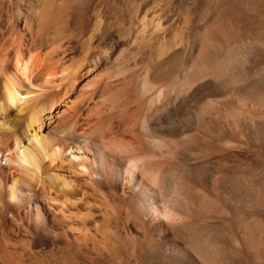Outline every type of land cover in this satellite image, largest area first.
Returning <instances> with one entry per match:
<instances>
[{
  "label": "bare ground",
  "instance_id": "bare-ground-1",
  "mask_svg": "<svg viewBox=\"0 0 264 264\" xmlns=\"http://www.w3.org/2000/svg\"><path fill=\"white\" fill-rule=\"evenodd\" d=\"M15 1L18 4L20 0ZM28 1L30 11L22 21L23 24H21L24 32H21L18 28V23H20L18 21L23 17L19 9L14 14L12 13L16 21L3 19L1 14L3 9H0V225L6 222H11L15 224L14 226L17 225L20 233H22L21 235L25 237V246L30 248L33 244V228L36 226L34 222L37 221L38 223L37 216L40 209L44 211L49 208L56 220V223L52 221L46 224L40 220L41 225H44L42 229L39 228L43 230V232H39L40 236L51 244L52 239H54L53 234L56 239L65 242V240L70 239L67 234L71 224L76 225V229L87 236L88 225L86 226V223L95 214V207L100 203H104L103 206H108L110 199L119 195L121 185L125 184L123 182L124 164H127V168L128 166L131 167L129 164H132L133 161L129 160L130 163L128 164V159L131 156L133 157L135 153H131L132 155L128 153L130 157L128 158V155L125 159L124 156H120L124 159H120L124 163L118 161L114 167L109 166V169L106 168L107 170L104 171L106 166L103 168L104 165L101 162L103 163L106 158L103 161L101 155L103 156L105 151L110 154L114 150L113 146L111 144L107 145V142L101 137L104 124L108 120L112 122L110 133L118 135V128L124 121L129 119L134 121L138 118V122H134L139 124L142 130L140 136L143 135L146 150L149 153L157 150L164 156L171 148H175L178 151L177 154L191 164L195 163L197 152L205 151L210 156L214 155L217 140L227 137L233 138V123L215 117L220 113L217 112L218 108L226 109L227 106L229 107L226 103L225 107L223 106L224 101L228 102L229 100H223L222 97L223 94L225 96L231 85L228 89L225 85L221 89L222 85L218 88L216 85V87L211 86L212 83L210 85L205 84L198 91V103L200 102L203 105L202 109L206 110L205 115L188 122L170 120L165 111L168 100H171L168 91L170 80L168 75L170 73L167 72L168 69L165 65L160 66L159 64L146 62L143 76H138L136 72L128 75V77L124 74L126 78L123 79V83L118 81L121 82L120 84L117 83L116 79L113 80L115 76H112L104 85H95L84 73L65 66L66 56L63 48L72 45L73 42H70V39L67 42L65 41L68 37L65 33V26L55 22L57 8L54 5V0ZM41 1H43V9L41 10L43 12L41 13H44L42 17L46 19L44 18L36 24ZM10 7L13 8L12 5ZM211 35L216 42L219 40L217 32L212 31ZM56 43L60 45L57 46L60 50H56ZM221 44L223 45L222 41ZM176 62L178 61L176 60ZM173 64L176 65L174 62ZM239 69L238 67L235 70L234 67L237 72ZM198 71L190 76L196 78L200 74ZM235 71L233 74H235ZM211 73L213 75L215 72ZM246 73L247 71L242 70L239 77L245 79ZM201 75L203 76V73ZM197 79L200 80L198 77ZM194 81L196 80L194 79ZM186 87L189 88L190 85ZM260 92L252 90L247 92L244 89H239L236 95L244 109L253 107L252 113L256 114L254 112L255 106H259L264 98V95ZM74 95L78 96L74 97ZM242 105H239V107ZM244 109H242V112ZM237 112L239 113V111ZM261 112L263 113V111ZM249 113L251 115V110ZM260 117L256 119L260 120ZM235 123L242 127L243 131L246 132L245 135L248 134L255 143L256 138L259 137L257 136L259 132L256 135L252 133L247 124L243 125L242 122L237 121ZM256 123H260V121L257 122L256 120ZM249 124L252 126L251 123ZM263 127L260 129L261 132L264 131ZM165 133L182 139L186 145L181 146L176 143L177 141L171 143ZM262 137H264V134ZM106 148L110 151H107ZM117 154L115 152V156L119 155ZM164 158L163 160H166ZM136 166L138 167V165ZM192 167L188 168L187 166L186 174L195 171L196 167L194 165ZM247 172L242 168L230 172L228 182L234 183L240 189L253 184L256 187L255 189L264 192L263 182L260 179L250 178ZM159 174V177L167 179L165 167L160 170ZM209 174L205 175L206 178L202 180L205 185V193H202L199 182L193 176L190 177L189 174L187 175L191 179L189 184L175 186L167 181L165 188L161 191L144 188L138 193L134 183L130 185L132 191H135L139 197L138 200L132 199L125 202L122 205L123 208L120 205L125 212L124 221L127 223L132 220L140 221L145 227L151 215L150 212L152 213L154 208L160 209L170 220L165 226L162 225L164 229L161 232L159 230L160 234H158L157 239L156 236H150L149 232L144 238L146 241L142 240L139 243V248L145 255L146 260H152L155 264H172L171 255L168 256L169 253L167 252L173 251L176 253L180 249L179 241L183 239L189 241L194 250L193 254L195 253L197 256L192 264L240 263L242 259L240 255L246 257L248 261L250 260V264H264V242L261 241L262 239L260 240L261 236L259 238L257 227L254 228V225L252 224V226L248 222L251 217H264L262 207L255 205L253 209L251 208V211H247V207L243 204H240L239 208L233 207L230 201L233 190L229 189L228 182H221L217 187L218 189L213 191ZM138 175L139 173L136 177ZM190 175H194V173ZM163 180L162 182H164ZM134 196L136 197V195ZM256 199L258 198H254L255 201H257ZM242 200L241 203L244 202V199ZM43 202L47 205V208L40 206ZM27 207H31L34 213L31 223L34 222L33 224L30 223L31 226L26 223L28 221L24 217V211ZM219 214L223 218L222 220L231 222L229 230L232 231V234L221 236L215 230H210L207 233L197 232L200 231L199 229L196 232L194 231L202 222H206ZM224 215H228V217L231 215L232 218L225 219V217H222ZM166 219L168 220V218ZM257 226L259 228L260 225ZM148 227L150 226L148 225ZM49 230H52L53 234ZM185 231L189 233L186 234ZM230 231L229 233H231ZM134 236L135 234L131 238L136 241L140 240V238ZM155 239L158 242L156 248H154ZM233 240L240 242L242 245L241 250L234 245ZM136 241L131 243H135V248ZM69 246L71 244L65 242L64 250H67ZM52 257L54 258V256ZM31 260L36 263L37 259L32 254L21 252L16 244H0L1 264H28Z\"/></svg>",
  "mask_w": 264,
  "mask_h": 264
},
{
  "label": "rangeland",
  "instance_id": "rangeland-1",
  "mask_svg": "<svg viewBox=\"0 0 264 264\" xmlns=\"http://www.w3.org/2000/svg\"><path fill=\"white\" fill-rule=\"evenodd\" d=\"M11 5L13 7L12 9L10 7ZM54 5L57 8L55 11V22L65 26V33L66 36H68L65 41L67 42V40L70 39L69 41L73 42L72 45L63 48L66 56L65 66L84 73L95 85L102 86L107 83V80H110L109 78L112 76H115L113 80L116 79L118 84L121 83L118 81H122L123 83L124 78L135 72L138 76H143L145 72L144 65L148 62L159 64L160 66L165 65L168 69L167 72L170 73L168 75L170 78L168 91L169 95H171L169 96L171 100H168L169 102H167L165 108L167 112L166 116L169 117L170 120H179L182 122L195 120L205 115L206 110L204 111V109H202L203 105L200 102L198 103V91L201 90L202 86L212 83L211 86L216 85L219 88L222 85L221 89L225 86L228 89L231 85L230 87L232 89L229 88L225 96L223 94L222 97L224 98L223 100H229L228 102L224 101L223 106L225 107L226 103L229 107L227 106L226 109L224 108L225 110L222 109V107L220 109L218 108L217 112L220 113L218 114L216 112L218 116L215 115V117L218 119L221 118L220 120H224L225 122L233 123V138L227 137L222 140H217L215 147L216 153L214 155L210 156L209 153L205 151L197 152L195 163L193 162V164H191L183 160L181 156L177 154L178 151L175 148H171L172 150L170 149L164 156L157 150L149 153L146 150L143 135L140 136L142 130L139 124L136 123L138 122V118L134 120L136 122L130 119V121H124L122 123L123 125L121 124L118 128V135L113 134L114 136L110 133L112 122L108 120L104 124L101 137L107 142V145L111 144L113 146L114 152H109L110 155L105 151L103 156L101 155L103 161L106 158L105 161L107 162V164H105V161L103 163L101 162V164L104 165L103 168L106 166L104 171L109 169V166L114 167L116 162H122V160L129 155L128 153H130V155L135 153V156L133 155L134 158L132 156L131 158L130 155L128 156V158L130 157L128 159V164L130 163L129 160L135 163L131 161L132 164H129L131 167L128 166V168L127 164H124L123 182H125L126 185L122 182L123 185H121L119 195L110 199V204L108 206H103L104 203H100L101 205L99 204L95 207V214L87 221L88 223H86V226L88 225L86 231L87 236L79 229H76V225L71 224L69 233L67 234V237L70 239L65 240V242L71 244L67 250H64L65 242L61 239H56L52 230H49L54 238L52 239V244L49 241L46 242L39 233L43 232V230L40 229H42L44 225L41 224L51 223L52 221L56 223L52 214L53 212L48 208L44 211L41 209L39 210L37 216L38 223L37 221H33L36 226L33 228V244L30 247L31 249L25 246V237L21 235L22 233H20L17 225L14 226L15 224L11 222L2 223L0 225V244H16V247L19 248L21 252L23 251L24 253L34 255L37 259L36 263L31 260L28 264H155L154 261H149L144 258L145 255L140 250L139 243H141L142 240L146 241L144 238L149 232L150 236H156L155 238L157 239V237H159L158 234L164 229L162 225L165 226L170 220L160 209L154 208L152 213L150 212L151 215L145 227L140 221L132 220L134 223L130 221L129 223L131 224L124 221L125 212L124 209H122V205L132 199L138 200L139 197L137 193L130 188L131 184L133 185L134 183L135 188L137 187L136 189H138V193L144 188L161 191L165 188L167 181H170L175 186L189 184L191 182V179L187 176L189 174L190 177L193 176V178L199 182L202 193H205V185L202 182V180L206 178L205 175L210 173L209 180L214 191L218 189L217 187L221 182H228L230 172H235L238 168L248 171L247 174L250 178L260 179L264 184V137H262L264 131L261 132L260 130L264 126V98L259 105L261 106L260 108L259 106H255L256 109L254 107V112L256 114H253V107H246L247 109H244V106L240 104L241 102L240 100L238 101L239 98L236 95L239 89H244L247 92L251 90L256 92L261 91L260 93L264 95V0H54ZM40 7L36 24L45 18L42 17L44 13H41L43 12L41 11L43 9V1H41ZM0 9H3L1 13L3 19L11 21H16L13 14L19 9L23 17L18 21L20 22L18 23V28L21 32H24L21 24H23L22 21L30 11L28 0H20L18 4L15 0H0ZM212 31L217 32L219 36L217 42L211 35ZM65 41L64 43L66 44ZM213 41L216 43L214 44ZM221 41L223 45L225 44L224 47ZM240 43L242 46H240ZM55 46L56 50H60V48L57 47L60 45L56 43ZM176 60L178 62H176ZM173 62L176 63L177 66L173 64ZM234 67L235 70H237L238 67L240 68L238 71L239 73L234 70ZM242 70L248 73H246L245 79L239 77ZM197 71L200 73L199 75L203 73V76H197L200 80H198L197 77L192 78V76H190ZM210 71L215 73L212 75ZM234 71L236 75L233 74ZM124 74L127 76L125 77ZM194 79L196 81H194ZM192 82L195 83L193 84ZM187 83L190 87L192 85V87H186L189 86ZM219 83L221 84L219 85ZM232 95H234V98L231 97ZM77 96L78 95H74V97ZM239 105L242 106L239 107ZM235 108H237L236 111ZM242 109H244L243 112ZM250 110L251 115L249 113ZM237 111H239V113ZM257 111L259 112L257 113ZM261 111H263V113ZM222 112L225 113L223 114ZM226 112L228 113L226 114ZM220 115H222V117H220ZM257 117L258 119L260 117V120L256 119ZM238 118L239 120H237ZM256 120L257 122L260 121V123H256ZM235 121L239 123L242 122L241 124L243 125L247 124L252 133L258 134L259 132V135L256 134L259 136L258 139L256 138L258 141L255 140L254 143L251 137L248 134L245 135L246 132H244L243 128L238 126ZM249 123H251L252 126ZM165 136L171 143L177 141L176 143L181 146L186 145L185 141L182 139L175 138L167 133H165ZM116 146L117 148H115ZM106 149L107 151L109 150L108 148ZM131 150L132 152H130ZM115 152L119 155L117 154L118 156H115ZM120 156H124V159ZM136 157L137 159H135ZM150 157L153 158L151 159ZM163 157H165L166 160H163ZM166 161L168 163H165ZM122 163H124V161ZM135 164L138 165V167ZM193 165L196 167H194L195 171L186 174L187 166L189 168ZM163 167L166 168V180L164 177H159L160 170ZM138 173L139 175L136 177ZM193 173L194 175H190ZM162 180L164 182H162ZM228 186H230V190H233V193L231 192L232 190L230 191V194L232 193L230 201L233 207L236 206L235 208H239L240 204H243L247 207V211H251L256 205L259 207L261 206L264 211V192L255 189V185L249 184L240 189L238 186H235L234 183L228 182ZM133 195H136V197H133ZM234 198L238 200H232ZM254 198H258L256 199L257 201H255ZM242 199H244L243 203H241L243 201ZM234 202L236 204H233ZM247 202L249 203L247 204ZM40 206L47 208L44 202L40 204ZM24 213V217L28 221L26 223H29L28 225L31 226V224H33V222L31 223L32 217L34 216L33 210L31 207H27ZM222 217H225V219L232 218L231 215L229 217L228 215ZM166 218H168V220ZM257 218L258 217H251L248 222L250 225L253 224L254 226H252L254 228L257 227V231L259 230V238L261 236L260 240L262 239L261 241L264 242V217L258 218V220L260 219L259 221H256ZM222 219L220 214L216 215L214 218L202 222L194 231L196 232L199 229L200 231L197 232L207 233L210 230H215L221 236L232 234V231L229 230L231 222H226ZM40 220L42 223L39 222ZM258 224L261 227L259 226L258 228ZM148 225L150 227H148ZM229 231L231 233H229ZM187 232L188 231H185L186 234L189 233ZM132 233L133 235L135 234L134 237L140 238V240L138 239L136 241L134 238L132 239ZM156 239L154 240V248L158 247ZM77 240L78 242H76ZM133 241H136V248L134 247L135 243L131 244ZM233 243L238 249H242L240 242L233 240ZM179 245L180 249L176 253L173 251L167 252L169 253L168 256L171 255L172 264L176 262V264H192L193 260L197 257L195 253L193 254L194 250L191 247L192 245L189 244V241H184L183 239H180ZM52 256H54V258ZM240 256V258H242L240 260L241 262L233 264H250V260L248 261L243 255Z\"/></svg>",
  "mask_w": 264,
  "mask_h": 264
}]
</instances>
